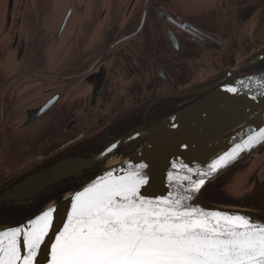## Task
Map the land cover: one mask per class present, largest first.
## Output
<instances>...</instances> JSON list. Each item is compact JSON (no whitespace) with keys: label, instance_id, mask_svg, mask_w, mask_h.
I'll list each match as a JSON object with an SVG mask.
<instances>
[{"label":"flooded vegetation","instance_id":"1","mask_svg":"<svg viewBox=\"0 0 264 264\" xmlns=\"http://www.w3.org/2000/svg\"><path fill=\"white\" fill-rule=\"evenodd\" d=\"M258 13L264 0H0V192L36 168L93 160L77 179L0 203V230L128 157L137 147L116 146L123 136L191 108L264 52L235 35ZM263 71L264 59L235 76ZM263 173L264 144L213 179L246 193L211 204L264 221Z\"/></svg>","mask_w":264,"mask_h":264},{"label":"snow or ice","instance_id":"2","mask_svg":"<svg viewBox=\"0 0 264 264\" xmlns=\"http://www.w3.org/2000/svg\"><path fill=\"white\" fill-rule=\"evenodd\" d=\"M258 79L264 87V77ZM259 142H264V129L208 168L216 171ZM146 167L140 165L121 176L108 172L76 192L68 222L51 246L50 264H264V223L190 203L209 173H197L198 180L170 173L176 191L148 198L141 192L149 184ZM56 211L50 207L25 225L0 231V264H39L37 257Z\"/></svg>","mask_w":264,"mask_h":264},{"label":"water","instance_id":"3","mask_svg":"<svg viewBox=\"0 0 264 264\" xmlns=\"http://www.w3.org/2000/svg\"><path fill=\"white\" fill-rule=\"evenodd\" d=\"M263 59L264 52L234 69L219 80V83L222 84L217 89L191 108L148 128L130 131L115 145L137 147L135 151L122 160L108 163L91 181L77 191L66 195L58 203L39 212L40 214L50 207L57 208L53 227L45 238L37 257L39 264H50L51 246L55 243L56 235L68 222V214L71 212L72 199L76 192L82 191L84 187L105 176L108 172H112L114 176H121L140 165H147L143 171L149 179V184L144 186L141 192L148 198L167 197L169 193L176 191V185L169 181L170 173L177 178L191 175L193 180L200 178L197 173H209L203 177L205 183L194 194V199L190 201L193 206L209 211L243 214L257 223H264L263 220L238 210L207 208L199 200L204 188L216 176L238 164L264 144V142L255 143L251 147L239 151L214 172L208 168L219 157L232 152L236 145L242 144L249 135L259 133L261 129H264V87L261 86V81L258 79L264 77V71L240 78L235 76L236 71L250 67ZM241 81L244 82L243 85ZM231 88H235L237 91H229ZM92 161V159H75L36 168L0 192V203L10 200L25 201L59 182L77 179L87 167L93 164ZM181 165L186 167L181 169ZM258 165L256 162L250 167L247 179L254 176ZM188 169H192V172L189 173ZM31 219L17 226L25 225ZM4 230L7 229L0 231ZM21 253L25 254L22 238Z\"/></svg>","mask_w":264,"mask_h":264},{"label":"rangeland","instance_id":"4","mask_svg":"<svg viewBox=\"0 0 264 264\" xmlns=\"http://www.w3.org/2000/svg\"><path fill=\"white\" fill-rule=\"evenodd\" d=\"M235 26H236L235 27L236 37L240 36L242 40L256 37L258 48H260L264 44V17H262L259 13L256 16V18H252L251 21H248L246 23L235 24ZM240 177L242 178L244 177V180L247 179V173L244 172V175ZM232 181H234V179L229 180L228 184L225 187V191H223V193L226 196V200L229 199V201H230V198H232L233 196H240L243 193H246L245 191L247 190L245 189V187L240 186L239 181L235 180V182H237L238 185L235 183H232ZM233 186L236 188V190L233 188ZM199 200H200V197H199Z\"/></svg>","mask_w":264,"mask_h":264},{"label":"trees","instance_id":"5","mask_svg":"<svg viewBox=\"0 0 264 264\" xmlns=\"http://www.w3.org/2000/svg\"><path fill=\"white\" fill-rule=\"evenodd\" d=\"M217 179L211 181L204 188L200 195L201 204L207 208H213L211 202L217 201L223 196V193L220 191V188L222 187V181Z\"/></svg>","mask_w":264,"mask_h":264}]
</instances>
